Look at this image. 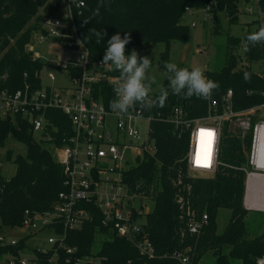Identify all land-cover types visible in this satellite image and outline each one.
<instances>
[{
  "label": "trees",
  "instance_id": "trees-1",
  "mask_svg": "<svg viewBox=\"0 0 264 264\" xmlns=\"http://www.w3.org/2000/svg\"><path fill=\"white\" fill-rule=\"evenodd\" d=\"M63 1L68 0H0V94L4 90L12 92L24 88L26 84L31 88L43 84L40 73L47 63L35 56L30 44L32 36L42 30L45 17L60 16ZM72 1V20L92 59L102 60L107 40L112 35L119 32L123 37L128 33L131 42L126 46L125 55L135 49L141 57L149 56L152 67L157 66L161 72H165L164 63L169 62L172 42H185L189 38V27L180 21L187 10L207 8V13L214 18L213 28L218 32L221 26L216 20L217 13L222 12L229 23H235L239 2L103 0L100 15L93 17L92 12L101 0ZM76 2H83V5L78 7ZM257 7L264 10V0H259ZM86 19L88 23L83 22ZM92 28L105 31L107 35L97 41L90 31ZM249 33L251 31L244 34V43ZM241 42V38L228 37L223 46V64L217 69L205 70V75L220 85L210 100L195 96L183 99L170 94L163 108L142 110L137 105L143 117L151 118L149 135L156 151L137 158L136 163L123 172V180L129 193L140 202L137 212L146 208L145 201L153 202L151 212L136 213L135 218L141 223L145 218L137 240L147 237L156 255L153 258L141 255L130 240L116 234L112 224L105 226L102 209L95 199L81 203L88 217L79 227L67 232V245L77 247L79 255H97L102 258L101 264H180L171 257L175 252L188 255L192 264H201L202 257L210 251L216 264H231L230 259L238 264H258V260L264 257V225L263 232L253 236L244 220L249 211L243 206L245 174L239 168L245 161L248 139L231 133L229 123H225L219 147L222 165L218 172L214 176L192 178L186 162L189 135L170 120L175 107L182 108L190 118L206 116L211 110V102L219 103L228 89L234 92L235 111L264 100L263 77L249 66L243 70L235 69L238 60L234 51L241 47ZM156 45L162 47L158 56L153 49ZM244 57L248 64L264 63V44L251 47ZM245 71L251 73L250 82L243 79ZM110 74L119 77L115 69ZM163 86H169L167 79ZM113 89L103 83L95 90L104 97L108 107L114 98ZM152 94L156 96L158 92ZM46 117L47 126L41 131V139H37L27 118L0 114V149L9 138L27 148L26 155L14 156L10 150L6 153L5 159L13 160L17 167L13 177L2 176L0 168V232L4 227L23 225L27 214L33 217L54 212L61 203L59 194L67 190L64 167L56 160L54 150L65 144L63 139L70 134L71 123L62 111L55 108H48ZM223 208L229 209L231 215L224 232L218 234L216 217ZM204 213L208 214V224L199 235L191 234V218L198 219ZM96 245L98 250H95ZM25 247L23 240L15 244L0 243V259L4 254L18 257ZM33 252L38 261H44L43 253L38 249Z\"/></svg>",
  "mask_w": 264,
  "mask_h": 264
},
{
  "label": "built area",
  "instance_id": "built-area-1",
  "mask_svg": "<svg viewBox=\"0 0 264 264\" xmlns=\"http://www.w3.org/2000/svg\"><path fill=\"white\" fill-rule=\"evenodd\" d=\"M67 2V14L56 18L45 17L41 23L42 30L36 35L39 41L54 39L61 42L64 44L62 46L77 55L74 59L53 66L66 70L71 84L56 85L55 75L50 74L51 84H42L37 88L26 84L24 88L12 92L4 90L0 94V114L12 118L18 115L27 118L35 133L46 128L48 108L62 111L71 123V132L63 139L65 144L54 150L56 160L64 167L67 190L59 194L61 203L54 212L40 215L43 219L42 227L51 231V234L47 240L49 247L39 249L45 255L44 261L40 262L36 257L33 261L36 264H101L102 258L99 256H81L77 247L66 243L67 232L79 227L88 217V212L81 203L93 199L102 209L105 226L112 224L118 236L130 240L141 255L153 258L156 252L147 237L137 240L138 234L142 232V223L135 215L145 214L147 208L137 212L140 202L129 193L123 180V172L134 165L137 158L156 151L155 143L149 135L151 118L143 117L137 106L132 111L131 118L117 116L105 104L104 97L96 94V87H101L103 83L115 87L118 77L110 74L114 69L111 64H102L101 59H92L72 20L74 1ZM258 2L259 0H254V3ZM75 4L79 7L83 2ZM49 21L52 23H48ZM258 23L259 29L264 24L262 9ZM259 64L264 67L263 62ZM257 74L264 79V69ZM233 96V90L228 89L219 103L211 102V110L203 117L190 118L182 108L175 107L170 120L183 127L189 135L186 155L189 172L209 176H214L222 165L219 147L224 125L228 122L231 128V121H234L238 131L241 129V134L236 135L249 141L244 150L245 161L239 168L245 174L243 206L247 211L264 213V100L250 108L235 111ZM110 115L115 118L113 130L107 127ZM145 123H148V128L142 134L140 126ZM126 150L134 151L133 161L124 160ZM111 174L117 178L114 180ZM37 216L39 214L33 217L27 214L23 225L37 228L34 221ZM208 220L207 213L198 219L193 216L189 232L199 235ZM0 243H4L1 236ZM171 257L180 264H192L188 255L175 252ZM8 264H28V260L17 257L8 261ZM258 264H264V257L258 260Z\"/></svg>",
  "mask_w": 264,
  "mask_h": 264
},
{
  "label": "rangeland",
  "instance_id": "rangeland-1",
  "mask_svg": "<svg viewBox=\"0 0 264 264\" xmlns=\"http://www.w3.org/2000/svg\"><path fill=\"white\" fill-rule=\"evenodd\" d=\"M68 10V2L63 1L60 5V16H65ZM261 8L257 7L254 0H239L238 10L235 17V23H229L222 12L217 13V22L220 24V30H214V18L211 14L207 13V8L192 9L187 10L181 17L180 21L183 25L189 27V38L187 41H173L170 50L169 62H175L179 67L201 66L205 70L217 69L223 64L224 54L223 46L226 44L228 37L241 38V47L234 51L235 56L238 60V66L235 69H244L249 66L251 70L255 73H260L264 69L261 64L253 63L248 64L244 57L245 51L243 49L244 41L243 36L248 31L254 32L258 28L259 15ZM37 34V33H36ZM34 34L31 40V49L36 57L43 59L47 65L41 70V80L44 85L51 84L49 80V75L54 74L56 85H70V76L66 70L57 69L53 66L57 63L65 62L69 59H74L77 55L70 51V49L62 46L61 42H57L54 39H47L44 41H39L37 39L38 35ZM156 56H158L162 50L160 45L153 47ZM165 72L158 70L157 66L151 67L149 70V78L155 79V84L153 85V93L159 92V87L163 86L164 81L167 79L164 75ZM232 127L230 131L235 134L241 132L238 131L235 126V122L231 121ZM107 127L114 129L115 118L110 115L107 120ZM148 128V123L140 126V131L145 134ZM241 134V133H240ZM35 138L41 139V132L35 133ZM12 151L13 155H26L27 148L26 145L20 143L13 138H9L5 146L0 149V160H1V174L7 179L13 177L16 173V165L13 160L9 161L5 159L7 151ZM124 160L133 161L135 158V153L133 150H126L124 153ZM189 176L192 178H204L209 175H205L199 172L190 171ZM111 177L117 178L116 175L111 174ZM146 203L147 212L153 210V202ZM230 210L220 209L216 217L217 223V233L222 234L227 227L230 220ZM42 216L35 217L34 221L37 224V228H28L24 225L16 227H4L0 232V236L4 239V243L15 244L20 241H24L25 248L21 250L18 254V258L28 260V264H36L33 261L35 249H46L48 245V237L51 234L46 228L42 227ZM246 225L250 233L255 236L263 232L264 225V215L255 211L247 212L245 217ZM145 222V218L142 219V223ZM95 250H98V245H96ZM226 253V250H223ZM13 258H17L12 254H4L0 259V264H8ZM201 264H216V258L213 253L207 252L200 261ZM231 264H238V261L231 260Z\"/></svg>",
  "mask_w": 264,
  "mask_h": 264
},
{
  "label": "clouds",
  "instance_id": "clouds-1",
  "mask_svg": "<svg viewBox=\"0 0 264 264\" xmlns=\"http://www.w3.org/2000/svg\"><path fill=\"white\" fill-rule=\"evenodd\" d=\"M103 6V0L93 10L92 16L100 15V8ZM88 23L89 20L83 21ZM48 23H52L49 21ZM91 33L97 38V41L103 40L107 35L105 31L90 29ZM58 35H60L57 32ZM131 42L130 34L126 33L123 37L119 32L112 35L107 40V48L102 57V64H111L119 72L118 83L114 87V98L109 102V108L117 116L132 117V111L139 105L142 110L154 107L163 108L169 95L181 96L183 99H198L208 101L214 91L220 87L218 82L209 79L205 75V69L201 66L179 67L175 62H165L164 69L169 86L159 87L158 95L153 96L154 78H149L148 73L152 67V61L149 56L141 57L133 49L129 55H125L126 46ZM80 43V42H78ZM258 44H264V24L257 31L251 32L246 36V42L243 45L245 52L250 51L251 47ZM245 82L251 81V73H243ZM131 110V111H130ZM139 115V113H137Z\"/></svg>",
  "mask_w": 264,
  "mask_h": 264
},
{
  "label": "bare ground",
  "instance_id": "bare-ground-1",
  "mask_svg": "<svg viewBox=\"0 0 264 264\" xmlns=\"http://www.w3.org/2000/svg\"><path fill=\"white\" fill-rule=\"evenodd\" d=\"M197 162L199 163V160H197Z\"/></svg>",
  "mask_w": 264,
  "mask_h": 264
},
{
  "label": "snow or ice",
  "instance_id": "snow-or-ice-1",
  "mask_svg": "<svg viewBox=\"0 0 264 264\" xmlns=\"http://www.w3.org/2000/svg\"><path fill=\"white\" fill-rule=\"evenodd\" d=\"M202 131H204V130H202Z\"/></svg>",
  "mask_w": 264,
  "mask_h": 264
}]
</instances>
